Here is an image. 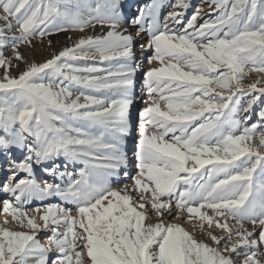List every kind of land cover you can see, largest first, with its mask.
<instances>
[{
  "label": "snow or ice",
  "instance_id": "6c2138e0",
  "mask_svg": "<svg viewBox=\"0 0 264 264\" xmlns=\"http://www.w3.org/2000/svg\"><path fill=\"white\" fill-rule=\"evenodd\" d=\"M191 7L0 0V203L25 229L0 225V264H264V0ZM65 32L81 35L42 63L20 51Z\"/></svg>",
  "mask_w": 264,
  "mask_h": 264
},
{
  "label": "rangeland",
  "instance_id": "374dc122",
  "mask_svg": "<svg viewBox=\"0 0 264 264\" xmlns=\"http://www.w3.org/2000/svg\"><path fill=\"white\" fill-rule=\"evenodd\" d=\"M125 1V0H123ZM150 1V0H148ZM171 2H174V0H172ZM192 2V5L193 7H191L189 9V15L195 11V7L196 6H199L202 4V0H191ZM134 7H132V9H134ZM170 8H168L167 6L162 10V15L164 13H166L167 11H169ZM132 17V16H131ZM101 30L99 28L96 29V32L94 33L93 30L91 29H88L86 30V32L84 33L85 35H93V34H99ZM81 35V33H78V32H65V33H60L58 35H54L52 37H50V39L52 40V46L51 47H48L46 44H37L36 48L34 49H29V48H24L22 47L20 49V51L23 53L25 59L28 61V63H32V62H36V63H42L44 62L46 59H49L51 58V54L53 52H59L63 47L65 46H71L72 44V41L76 40L79 36ZM71 36L72 37V40H69L68 37ZM145 39V41L147 40V36L144 35L142 37V39ZM137 45L139 47V41L137 40ZM136 53L138 52L140 55L143 54V52L141 51V49L139 50H135ZM6 55H11V53H6ZM145 55H146V58H145V61H144V66L142 67L143 68V73L151 66H156V65H149L148 62H147V58H148V55L149 53L145 51ZM139 56V55H138ZM138 56L136 55V60H137V63L140 64V60L138 58ZM81 63H94L92 61H87V62H81ZM142 64V65H143ZM141 66V65H140ZM25 68V65L24 64H20V67L18 69H13L12 71V75L13 76H16L19 74V72L23 71ZM139 72L137 73V76L139 75ZM253 79H255V76H253ZM136 80L140 81L137 77H136ZM148 99V97L146 96L145 99H144V102ZM150 102V101H149ZM148 106V104L146 105V107ZM161 107L163 108V105H161ZM145 108V106L143 107H137L136 108V105L134 103L133 107H132V122H133V132H132V140L134 141V139L136 138V124H137V121H138V113L141 109ZM256 119V116L254 115L253 116V120L252 121H249V123L255 121ZM130 149H128V154H129V158L132 157V151L134 149V143H132V146L129 147ZM13 159L19 161L22 159V153H20L19 151H15L13 153ZM7 163L8 161L3 157V156H0V184H2L8 177L9 173L6 171V166H7ZM134 163V161H133ZM131 168V171H130V176L132 174L135 173L136 169L134 167V165H131L130 166ZM24 176L23 173H21L17 179L19 178H22ZM36 177H38L39 180H37L39 183H41V186L43 185V181L44 180H49L51 182V177H48L46 176L42 170L40 169H36ZM128 182H131L130 179L128 180ZM117 185H114V187H116ZM6 198H9V197H6V195L0 193V201L6 199ZM10 199V198H9ZM48 203H59L58 200H56L55 198H53L52 200H46V201H43V202H40V201H33L32 204L30 205H27V208L29 210V215H38L36 214L33 209L41 204H48ZM2 208H3V205L2 203H0V225L3 224V221L7 218L9 220V224L7 225H4L6 227H9L10 229L12 230H16V231H23L25 229H22L20 227H18V225H16L15 223H12L11 222V216L8 215V216H5L4 214H2ZM40 214H43L42 212ZM73 214H75L73 212ZM173 215H175V212H173ZM177 223V222H176ZM178 223H183V221H179ZM184 227L186 229H189L191 230L190 226L189 225H185L184 224ZM249 228H251V226L249 225ZM258 229H257V234H258ZM50 235V233H47V232H41L39 235H38V239H40L41 243L43 244H46V240H45V237ZM201 237L199 235H197V239H200ZM57 254L55 252L53 253H50V257H54L56 256Z\"/></svg>",
  "mask_w": 264,
  "mask_h": 264
},
{
  "label": "bare ground",
  "instance_id": "6f19581e",
  "mask_svg": "<svg viewBox=\"0 0 264 264\" xmlns=\"http://www.w3.org/2000/svg\"><path fill=\"white\" fill-rule=\"evenodd\" d=\"M171 1L172 0H165L166 5L171 3ZM151 2H152V0H150V1H148V0H125V1H123V11L129 17L135 16V15L138 14V9L140 7H144V6H146L147 4H149ZM134 6H135V8L132 9V7H134ZM126 27H127V25H126ZM130 31L133 32V34L135 32V30L132 29V28H130ZM138 41H139V44H140V43H143L145 41V39L144 38L143 39H138ZM139 49L140 48L137 45L135 50H139ZM136 55L137 56L139 55L138 58L141 59L140 60V65L141 66H140V69H139L140 72H139V75L137 76V78L140 81L136 80V85H135V105H136V108H137V107H143V106L146 107L147 103L144 102L146 94L143 91V68H142L144 66L143 63H144L145 58H146L145 51L143 52L142 55H140L138 52L136 53ZM132 143H133V140L130 137L129 140H128V144H127V150L130 149L129 147L132 146ZM131 160H132V157L130 158V161ZM132 165H134V163H132ZM130 171H131V168H129V174H130ZM36 178H37V180H39L38 177H36ZM122 182L130 183L128 181H122ZM174 222L178 223L179 221H174ZM185 225H189L190 228L192 227V225H190V224H185Z\"/></svg>",
  "mask_w": 264,
  "mask_h": 264
}]
</instances>
